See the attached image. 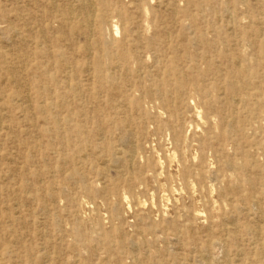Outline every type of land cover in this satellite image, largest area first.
Segmentation results:
<instances>
[{"label":"rangeland","instance_id":"374dc122","mask_svg":"<svg viewBox=\"0 0 264 264\" xmlns=\"http://www.w3.org/2000/svg\"><path fill=\"white\" fill-rule=\"evenodd\" d=\"M115 1L134 12L136 29L141 19L136 6L147 7L149 22L155 21L149 33L134 37L140 59L121 60L127 77L124 68L115 67L113 77L104 72L84 80L81 93L66 100L58 52L74 64L82 62L84 56L75 48L85 44V38H59L57 22L46 16L48 0H0V225L7 228L0 242L9 248L8 257L15 264H37L40 255L46 256L45 264H204L198 251L221 235L223 247L204 252L208 263L264 264V59L253 47L248 49L247 70L257 74V83L249 86L257 97L248 100L254 104L246 110V131L219 123L214 134L209 132L213 122L218 123L215 111L226 104L217 88L238 40L257 29L251 39L264 50V0H246L243 6L241 0ZM228 10L238 17L259 15L260 23L250 26L248 20L231 19ZM113 20L119 40L130 23L120 22L116 12ZM49 23L55 31L46 39L41 29ZM242 26L233 31L232 44L225 41L227 29ZM155 33L157 42L150 46ZM105 46L94 52H103ZM103 63L106 67L111 61ZM174 72L187 82L180 98L182 119L174 124L186 148L172 156L173 133L165 121L177 110V101L167 98L168 106L163 105L145 90H154L164 76L175 78ZM44 100L68 101L72 121L59 126L67 129L64 138L70 134L72 139L60 143L51 138L49 128L59 126L50 124ZM187 103L198 107L202 120ZM125 116L130 134L122 136L117 123ZM98 120L104 132L96 144L92 121ZM75 125L83 133L68 131ZM78 141L93 149L79 160L74 158L83 156ZM200 141L206 145L203 152ZM105 145L119 148V165L127 166L126 147L134 146L139 169L121 175L112 157L97 159ZM227 159L231 165L224 163ZM191 162L209 170L206 186L182 181V163ZM152 168L161 172L159 177ZM171 186L174 193L168 190ZM161 187L168 198L162 201ZM255 197L261 199L258 204L250 199ZM6 213L15 218L4 220ZM144 221L151 229L145 231Z\"/></svg>","mask_w":264,"mask_h":264},{"label":"bare ground","instance_id":"6f19581e","mask_svg":"<svg viewBox=\"0 0 264 264\" xmlns=\"http://www.w3.org/2000/svg\"><path fill=\"white\" fill-rule=\"evenodd\" d=\"M232 3L238 2L239 0H231ZM246 0H241V5L243 6ZM152 2V1H151ZM133 3V1H131ZM49 9L48 15L54 19L55 22H57L58 27L57 30L53 29V25L50 23L44 24L41 33L43 34V37L48 39V32H51L52 30L55 31V33L60 32L61 40L66 39H72V38H79L83 37L85 38V44L80 45L75 48L76 53L82 54L84 56V60L81 62V60L74 62H71V60H68L64 52L60 51L58 52V56L62 58L63 65L58 67V71L60 75H62V82L63 87L66 88L67 93L63 94L64 99L72 98L77 95H79L82 91V81L88 80V79H95L96 75L102 74L106 72L107 76L113 77L114 75V68L115 67H121L124 68L126 77L128 69L127 67L121 63V60L126 59L127 56L129 58H132L134 60L140 59V56L138 55V50L134 47L135 43L134 37L139 38L141 35H145V33L148 31L150 24L155 25V21L152 20L149 22L148 20V8L145 6H136L134 7L135 11L139 14L141 17L140 22H138V29L137 23L134 20V12L132 13L130 10H125L123 6H121L117 1L115 0H67L64 4H60L59 0H48ZM173 5V4H172ZM168 7V6H167ZM174 8V7H173ZM242 9V8H240ZM124 11H128L125 13ZM142 11V12H141ZM175 12V10H173ZM117 14V17L120 22L123 20H127L130 23V27L126 29V34H123V37L119 40H117V34L119 33V26L116 24V21L113 20L114 14ZM229 16L231 19L235 20H248V23L250 26H254L260 23L259 21V15L249 16L246 14H242L239 17L237 15H234L233 12H229ZM155 18L158 19V15H155ZM159 20V19H158ZM249 24H247L249 26ZM160 26V25H159ZM246 26V25H244ZM242 27H235L231 29H227L225 32L226 34V42L232 44L233 42V31H239ZM249 26V27H250ZM14 28V27H13ZM67 29L68 31H71L68 34L62 33V30ZM151 28V27H150ZM135 31L136 34L135 35ZM150 31V29H149ZM256 30L251 29L250 32H245L242 35V38L238 40V43L236 44V52L232 53L230 64L228 63L226 67V75L223 79V82L221 83L222 87L219 86L217 89L222 90V94L225 95L226 104L223 103L215 112V116L218 118L217 125L213 122L214 126L212 129H210V134H214L215 129H219L221 126L224 128L226 126L228 127H236L238 128V131H246V126L249 123V115L246 114V110L248 109V104L253 105L254 101H248L250 98L257 97V94L254 92L253 89H251L250 83H257V74L255 73V69H252L251 71L247 70V54L249 47H253L255 49L256 54L264 59V50H262L259 46L255 47V42L252 41L251 37L252 34L257 35ZM18 32V31H17ZM73 32V34H71ZM54 33V32H53ZM149 33V32H147ZM21 36V35H20ZM157 38L156 33L153 35V38L148 41V44L150 46L156 44ZM102 44L106 45L103 52L101 53H95L94 50L100 47ZM125 52V53H123ZM118 53L120 56H118ZM258 57V58H259ZM156 58V57H155ZM103 59H108L111 61L110 64H108L106 67L103 65ZM89 60H91L92 64H89ZM156 64V62H154ZM176 68V65L172 66V69ZM248 72H247V71ZM175 73V72H174ZM240 73V74H238ZM248 73L254 74L253 77H248ZM187 85L186 79L184 76H180L177 73H175V78H168V76L162 77L159 82L156 84V88L153 89H146L145 92L147 94H150L154 96V98L158 101H160L161 104L168 106L169 100L175 97L177 101V110H172L171 119L165 121V126L167 127L166 130H169L172 135V144H173V153H171L172 156H175L178 151H181V149L186 148L185 144V137L177 135L175 132L174 124L180 121L182 118V111L180 108V98L182 97V90ZM262 95L264 97V90L262 91ZM17 99V98H16ZM29 99V97H28ZM48 100V99H47ZM68 103H60L58 104L54 100H51L50 102L43 101V104L46 108L49 109V115L48 119L50 121V124L52 122L54 124L61 123L60 125H67L72 120L70 117V110L66 106ZM190 112H192L197 118L203 119L201 115V111L198 110V107L192 108L189 103L185 105ZM57 107H64L63 111L57 112ZM132 105L130 106V108ZM82 117V115L79 116V119ZM123 118V120H120L117 125L122 130L123 135L130 134L129 124L128 120L126 118ZM94 118V117H93ZM92 118V119H93ZM211 119V118H210ZM212 120V119H211ZM79 122V121H78ZM1 123V122H0ZM221 126L219 127V125ZM92 124L95 125L96 129L94 131V136L96 137L94 141L96 144H99V142L102 140L100 136H103V121L98 120L96 123L92 121ZM198 125V124H196ZM1 127V126H0ZM197 127V126H196ZM51 132V138H58L60 143L64 140L72 139L71 135L68 134L67 137L64 138L65 133L64 131L67 129H63L60 126L55 128H49ZM68 131L72 132V135L76 134L79 135L81 132L80 127L78 125H75L72 128H69ZM208 137V136H207ZM50 138V141L52 142V139ZM210 139V137H208ZM59 143V144H60ZM79 144V153L80 155H74L75 159H80L82 157H85V155L89 152L91 149L90 147H86V149L82 146V143L78 141ZM129 152V163L130 165L127 166V164H121L119 157L117 158L118 154L120 153V149L113 146L110 148L108 145H105V147L101 151H95L97 155V159L103 158V157H112L113 161L117 163V172L121 175L130 172V171H136L139 169V162H134V159L136 158V150L134 146L126 147ZM206 148V145H204V142L200 141V149L203 150ZM93 151V149H91ZM97 150V149H96ZM78 159V160H79ZM187 163V162H186ZM227 165H231V161L228 159L224 162ZM159 164L161 165V172L163 167V162L161 159H159ZM182 169L180 170V176L182 181L185 184H192L195 182H199V184H202L203 186H206L205 178L207 176V172L209 170L205 168V166L198 167L194 163H189L186 165L185 163H182ZM149 165V164H147ZM58 168H61V165H58ZM59 170V169H58ZM153 173L156 177H159L161 174L158 173L155 169H153ZM56 172V171H54ZM73 173L72 175H74ZM135 174V173H134ZM227 174H223L222 176L225 177ZM87 177V176H86ZM101 178H104V176H99ZM134 177H138V172H136ZM117 182V181H116ZM117 185V184H116ZM64 186V185H63ZM162 186V185H161ZM62 187V185H61ZM167 189L165 187H161L162 194L160 195L161 201L164 199H168L166 194L164 192ZM170 192H175L176 188L174 186H171L170 189H168ZM60 191V190H59ZM125 199L127 201L128 207L130 208L131 205L129 203L128 197L125 196ZM251 201H253L255 204H258L261 199H257L256 197L254 200L250 198ZM224 202H227L224 200ZM7 216H5L4 220H13L15 217L14 215L10 213H6ZM200 215V213L196 214V216ZM1 220V217H0ZM145 224V231L151 229V225L144 221ZM218 229L220 234L223 232V226L221 222L217 223ZM7 235V228L1 227L0 225V240L3 239L4 236ZM224 240L219 235L218 238H214L211 240V242L207 245L201 246V248L205 251H207L211 247L220 246L223 247ZM205 251H198L201 253L200 262L201 263H208L209 259L204 254ZM10 250L5 244L0 242V264H15L11 257H8ZM47 261L46 256L40 255L39 261L37 264H45ZM225 262V261H224ZM223 261L216 262V264H223ZM22 264H35L33 262L27 261L23 262ZM210 264V263H208Z\"/></svg>","mask_w":264,"mask_h":264}]
</instances>
